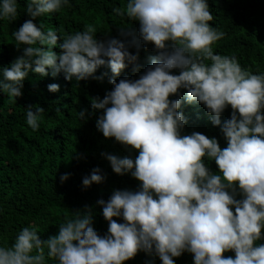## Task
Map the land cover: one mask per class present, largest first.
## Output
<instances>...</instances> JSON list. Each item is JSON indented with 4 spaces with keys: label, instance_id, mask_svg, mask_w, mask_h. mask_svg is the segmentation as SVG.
Listing matches in <instances>:
<instances>
[{
    "label": "clouds",
    "instance_id": "obj_1",
    "mask_svg": "<svg viewBox=\"0 0 264 264\" xmlns=\"http://www.w3.org/2000/svg\"><path fill=\"white\" fill-rule=\"evenodd\" d=\"M65 6H71L70 0H26L23 10L35 18ZM112 13L137 19L141 38L159 50L139 78L114 79L125 61L136 56L124 41L97 39L94 23L65 33L27 19L11 33L22 54L0 69V90L15 100L28 71L45 74L46 66L79 81L108 57L114 87L102 99H91L93 108L104 110L96 126L105 137L138 149L134 159L104 155L116 173L137 178L139 190L117 189L107 201H97L108 221L103 236L91 226L90 211L72 212L65 214L58 233L45 240L37 225L22 227L11 245H0V264H47L46 256L54 264H122L139 250L154 251L162 264H175L173 257L184 250L194 254V264H264V243H255L264 236V72L253 73L235 55L213 51L225 33L209 23L214 17L207 0H126L113 6ZM17 16L18 0H0V20ZM58 32L63 37L59 44ZM57 44L59 53L53 50ZM172 68L181 70L172 74ZM181 87L187 89L188 102L205 104L211 122L221 127L225 147L198 131L181 135V99H169ZM47 88L54 92L59 85ZM228 104L233 112L222 123ZM43 112L39 106L26 109L33 131ZM84 115L77 112L79 119ZM205 156L215 160L218 172L209 170ZM103 179L94 168L82 183ZM237 185L241 199L235 198ZM113 217H123V222ZM226 250L235 256H223Z\"/></svg>",
    "mask_w": 264,
    "mask_h": 264
},
{
    "label": "trees",
    "instance_id": "obj_2",
    "mask_svg": "<svg viewBox=\"0 0 264 264\" xmlns=\"http://www.w3.org/2000/svg\"><path fill=\"white\" fill-rule=\"evenodd\" d=\"M126 0H70L65 6L51 15L30 17L23 10L26 0H18V16L12 21L0 20V69L8 66L22 48L13 43L12 31L25 20L33 19L37 26L52 27L58 31L75 32L85 23H94L97 27V39L107 41L112 38L124 41L128 51L136 56L134 61H125L114 79L134 80L139 78L154 61L158 59V49L153 42L144 41L139 33V21L129 17L115 16L113 6H120ZM214 19L209 21L225 35L214 42L213 51L224 55H235L243 68L253 73L264 72V0H207ZM58 44L62 35L58 32ZM171 45V41L168 42ZM54 45L57 53L62 49ZM108 57L95 72L79 81L65 78L64 70L47 67L45 74L29 70L23 80L21 95L9 99L7 93L0 90V245H11L20 229L29 224L38 226L41 240L55 235L59 223L65 214L90 211L91 226L98 235L108 230V221L102 214L103 205L97 201H107L117 189L138 191L140 181L130 173H116L104 154L118 157H134L138 149L124 145L114 137H105L97 128L96 120L103 109L93 108L91 99H102L114 85ZM181 69L172 68V74ZM101 77V78H97ZM49 83L59 85L57 91L47 88ZM187 89L179 88L170 94L169 99H181L178 109L185 117L180 129L181 135L198 131L209 138L215 137L221 147L227 145L220 125H214L210 113L203 102L185 99ZM31 106L42 107V123L33 131L26 123L25 112ZM110 106V105H109ZM59 109V111H57ZM85 115L78 118L77 112ZM264 112V109L261 110ZM233 109L226 105L220 115L221 122L231 118ZM210 171L218 172L214 159L204 157ZM94 168L104 179L83 185L82 179L90 175ZM69 173L65 180L61 174ZM235 198H243L236 186ZM87 206V207H85ZM234 211V206H233ZM123 222V217H113ZM264 233V229L261 230ZM255 243H264V236ZM193 253L182 251L173 257L175 264H194ZM223 256H235L233 250H226ZM47 264H54L46 256ZM122 264H162L155 252L139 250Z\"/></svg>",
    "mask_w": 264,
    "mask_h": 264
}]
</instances>
